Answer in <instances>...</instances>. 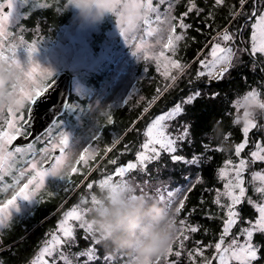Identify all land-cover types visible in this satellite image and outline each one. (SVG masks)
I'll list each match as a JSON object with an SVG mask.
<instances>
[{
    "label": "rangeland",
    "instance_id": "374dc122",
    "mask_svg": "<svg viewBox=\"0 0 264 264\" xmlns=\"http://www.w3.org/2000/svg\"><path fill=\"white\" fill-rule=\"evenodd\" d=\"M23 0H12V4L8 6L7 0H0V3L4 4L5 7L8 6L9 10H5L4 12H8L10 16V21L6 22L7 28L6 30L9 33V36L6 40L5 47H8L9 45H19V42L21 38L24 42L27 44L32 43L33 41L37 42L38 50L33 54L32 59H34L37 63L41 65L42 68H47L52 70L53 77L56 73L67 70L71 72L72 74V93L74 94V101L70 104L69 112L62 118H58L55 126L58 127V129L53 128L51 135L54 137H59L61 132L66 133L69 136L70 143L73 145L71 148V151L73 153L72 158L68 161V163L72 166H75L78 170L79 165L85 166L89 165L92 159L95 157V155L98 153L99 148L101 146V131H97L99 127L96 126L97 119L101 116V114H105L106 108H109V106H117V105H123L125 103H130V106L135 108L137 106H140L145 103V96L142 94V91H140L138 85H137V79L138 76L136 73L138 70H142L145 74L146 71L149 72H156L158 74H161L163 76V80L165 82L173 83L175 81L171 80V76H176L177 78L188 68V66L181 61V54L179 53L180 46H182L183 42L186 40V37L188 34H190V29L182 30L179 28V17L176 14V0H171L172 3V9L169 13L171 16L175 17L172 21L173 24L176 25V35L184 34V39L176 43V50L173 52L172 50H166L162 48V44L166 42V36H167V25H161V31L154 33L152 36H148L146 34V26L140 25L136 30L129 33V39L125 40V38L121 35L120 29L117 26V20L115 16L109 15L103 23L99 25L94 26H83L80 24V22L75 18L74 11L70 7L64 6L63 8L56 7L54 10L55 12L59 13V15H64L66 18L62 19L60 22V25L54 29V36L46 35L44 33L40 34V32H36L35 35L32 37L33 40L29 41L26 38H24V35L19 31L18 34L16 32H12V27L15 26L20 19V12L24 7V4L22 2ZM225 2V0H224ZM154 6L159 7V11L162 16V20L164 19V13L168 12V0H165L164 4H159V0H153ZM189 2L187 4L186 9L188 10ZM253 3L250 6V9L247 11L248 14V22L250 25V35L247 44L250 46V50L253 44V33L256 31V29L253 28V25L256 23V17L252 16L253 13ZM192 12H195L193 10ZM260 11L256 12V16H258ZM152 19L155 20V14H152ZM185 23H190V21L184 20ZM153 27H158L155 23L153 24ZM227 30L229 34L233 35L232 41H224L222 39V36L224 34V31ZM238 29L237 28H225L222 30H219L214 36L211 41V43L207 46L205 52L200 53V56L198 57V60L196 61V64L192 66L189 70H191L192 73V79L193 82H198V84L202 82H208L210 79L217 80L213 77L205 75L204 77L197 78V73L200 71H205V69L200 65V61H210L212 59L211 57V50L214 44L219 43L221 47H232L233 51L235 53L233 57V66L229 69L227 73H225V78L232 68H234L236 65H238L242 60V54L246 50V47L241 44L238 40ZM243 32H245L243 30ZM53 34V33H52ZM143 41L144 47H139L141 45V42ZM243 42L247 41V39L242 40ZM258 43V38H257ZM100 46V47H96ZM20 49H18V57L21 60V62L27 67L29 65V57L28 52L26 48L23 47V45H20ZM139 48V50H138ZM161 50L165 51V56L169 57L171 60H177L180 62L181 65L186 66L184 68L183 72H180L178 69L171 67L169 64L167 69L164 67V65L167 63V61L164 60V58H159V52ZM261 58L264 59V54L261 53ZM160 65V67H158ZM110 68V72H107V77L104 79V81L101 83V86L99 90H96L91 97L89 103L90 106L86 111H83V106L85 102V97L87 93H91L92 91L87 90L86 81L87 79L98 77L99 74H101L104 70L107 71V68ZM165 70L170 72V76H165L164 72ZM49 83L50 81H46ZM196 91H200V93L203 92L202 88L197 85L195 87H191V91L185 96V98L177 101L175 104L169 106L168 108L162 110L160 113H157L155 116L151 117L146 121L145 126L143 128V132L140 134V144L138 146V149L135 150L131 155L133 154V159L131 162L135 161L136 158V152L142 150L141 145L147 141V137L145 135L147 127L152 123L153 120H155L158 116L163 115L170 111L172 108H174L177 104H181V106L184 108V112L177 115L175 118L165 121V131L169 135H171L173 138L180 135L184 131V127L187 126V119H186V104L184 101L189 97L190 95H193ZM256 91L258 93V100L261 103H264V86H258L254 85L250 88H248L243 93H237L235 98L232 100V110L234 112L233 115V122L236 125H239L241 129H243L244 123L246 119H254L257 128L251 129L248 135V145L245 147L244 150L240 153V156H236L235 154V147H234V154L228 158H226L223 162V164L217 169L216 175L218 178V181L220 182V185L215 189L214 199L217 195V192L223 193L225 191V184L228 182L230 178L234 175L232 172V167L237 165L239 163L240 159H245L248 161V166L243 173V178L245 181V188H246V194L244 198V202L248 201V198H251V200L255 203H261L264 202V195L254 192V188H260L264 187V182L254 179L253 173L260 172L261 174H264V161H255L253 162V158L251 157V152L256 150V142H261L262 146H264V109L259 108L258 106L249 103H245L244 97L252 92ZM246 105H253L255 107V111H249L246 108ZM27 106L23 109L26 115ZM79 110V111H77ZM77 111V112H75ZM249 112L251 115L249 117L245 116V112ZM5 116H7V113H5ZM85 120L89 122V125H84ZM238 121V122H237ZM2 123V122H0ZM53 125V126H54ZM83 125V126H82ZM97 131V133H96ZM99 136V140H95V138ZM113 137H118V132H115L113 134ZM244 140V139H243ZM243 142V141H242ZM240 142V143H242ZM180 143V141L177 142V145ZM240 143L235 144L238 145ZM125 145H128L127 143ZM125 145L122 147L123 150L121 152H125ZM34 146V153H35V159L37 162L40 161L41 157L44 155L42 150L45 147H49L48 143V130L35 142ZM129 146V145H128ZM10 148V147H9ZM91 148L95 151H89L88 153L84 152V149ZM132 149V148H131ZM10 150V149H9ZM14 151V150H10ZM57 151V154L55 152ZM53 155L58 156L59 148H56ZM163 153V152H162ZM161 153V154H162ZM167 154V153H166ZM178 154V153H177ZM80 155L85 156V160L87 163L85 164L84 161H80L79 157ZM181 155V154H179ZM19 158L23 159L24 162H21L19 165ZM33 159V153H28L24 156L16 155L14 157L15 163L13 164L11 171L4 174V180L0 182V186L3 185H12L16 181L14 177L19 175L20 169H30V165L26 164L25 161H31ZM231 159L233 162V165L226 168V162ZM50 160V159H49ZM54 162V161H53ZM52 162V163H53ZM130 162V161H129ZM125 164L117 163L114 167L124 166ZM172 164L170 171H173L176 166L182 163L177 162H170ZM49 166L46 165V163L38 164V167L41 168H49ZM151 167V165H150ZM149 167V171L151 170ZM113 169L112 172H109L107 175H111L114 173ZM222 168H225L226 171H228L229 175L225 178H221L220 176V170ZM16 169V171H15ZM183 169L185 170L184 175H190L194 170V166H184ZM107 175H104L102 179H104ZM133 176L136 177L135 183H139L142 180H145V175L140 174L138 171H135L132 173ZM167 175V174H166ZM165 174H157L152 178L149 183L153 186H161V190L166 192L169 190H173L176 187H185L186 189H190L193 185V182L190 183H184L180 182V185H178L179 182L177 180L173 179L172 177H166ZM198 175L194 174V177H197ZM30 178L28 176L24 177L20 181V185L22 186L23 183L27 182V179ZM126 178H128V174H126ZM118 177L113 176V182L118 180ZM66 180L67 178L61 177L59 175H49L44 183V186L40 188V190L37 192V199L44 200L47 199H53L54 197L60 195L63 197V194L66 192ZM64 187V189L62 188ZM98 189L99 186L97 185ZM96 188V187H95ZM188 191H185L178 199H183V196L186 195ZM13 194V190L9 188L7 191L0 192V203L6 202L7 199L11 198V195ZM95 193L91 192V196ZM105 194V193H104ZM51 197V198H49ZM98 197V196H97ZM99 198V197H98ZM84 199H80L77 203L73 204L72 207H69L65 209L64 211L60 212V215L58 217L56 225L48 231L46 236L41 240L38 249H36L35 254L26 262H23V264H32V262L36 259L38 254L40 253L41 249L45 247L46 242L51 240L52 234H60L58 232L59 228V222L64 218V213L71 210L76 205H80L81 208L91 207L92 205H87L83 203ZM243 202V203H244ZM39 203L38 200H24L19 199L18 200V210H14V216L9 224V226L4 227L3 229H0V242L3 239V235L7 236L9 234V228H13L17 221L28 218V216H31L34 209L36 208V205ZM230 203V200L226 196H221V205H227ZM217 205V204H216ZM221 205H217V213L216 216L219 218V220L222 222V230L221 233L218 234V237L215 241H212L208 244H204L200 239H196L195 235L196 233H185L189 235V239L185 241V249L182 251V255L179 258L175 257H169V260L172 259H186L189 260L187 257V252L190 250L195 249L196 247H202L204 248V256L201 257L198 254H195V260L192 262H197L199 264H204L205 258H208L212 260V264H218V260L212 259L215 253L214 245L215 243L219 242V237L222 234L223 227H224V221L227 218V208L221 207ZM251 205V204H250ZM63 204L59 207L61 208ZM178 206L177 204H174L171 209L174 212V207ZM240 205L237 206V210L241 214V219L238 221V223L233 226L231 229V233L229 236L225 237V244L223 246H227L233 238H238V243L243 244L244 240L246 239V236L241 234V229L245 227H249L248 221L251 220L254 222L255 218L258 216V212L252 213L250 216L244 217L243 214L240 211ZM253 209V205H251ZM210 216H214V214L209 213ZM178 219L176 220V226L177 230L180 229V214H176ZM89 219V213L85 215V221L87 222ZM187 222L190 223L193 226H197V222H193L189 219H187ZM74 227V231L76 234V241L77 243L70 249V252L67 248H65V254L69 255V259L72 261V264H83V261L86 260V257H75L71 254L77 253L82 250H86L88 247H90L93 243L91 239V234H89V241L90 243L84 244V246H81L79 249L75 248L79 244H81V240H85V230L78 227L79 221H71ZM27 224L24 223V226ZM62 235V234H61ZM264 234L256 233L254 234L252 238L253 244H258L261 246V249L264 245ZM197 242H202L201 244H197ZM213 245V247H204L207 245ZM103 246L102 244H100ZM4 247V246H2ZM1 247V248H2ZM63 247V246H62ZM4 249V248H2ZM6 248V247H5ZM174 250L178 248V244L173 245ZM101 252V249L97 246V255L99 256ZM56 256L57 264L62 263L65 264V261L60 260L58 258V254H54ZM261 259L257 262H254V264H264V254L263 251L260 252ZM45 259L49 260V264H52V258L45 256ZM3 258L0 255V264H4ZM129 261L127 260L121 264H129ZM191 261V260H189ZM92 262H90L91 264ZM230 264H238L236 261H231Z\"/></svg>",
    "mask_w": 264,
    "mask_h": 264
},
{
    "label": "snow or ice",
    "instance_id": "6c2138e0",
    "mask_svg": "<svg viewBox=\"0 0 264 264\" xmlns=\"http://www.w3.org/2000/svg\"><path fill=\"white\" fill-rule=\"evenodd\" d=\"M133 4L137 6H142L144 9L143 16L139 20V25L146 26V34L152 36L154 33L160 32L162 29L161 25H167V36L166 42L162 44V48L166 50H172L175 52L176 43L184 39V34L176 35V25L172 23L175 17L171 16L169 13L172 9L171 0H168V12L164 13V19L162 20L161 13L158 6H154L153 0H132ZM247 0H240L241 7L243 8ZM165 0H159V4H164ZM224 3V0H215V5L219 6ZM8 6L12 4V0H7ZM5 5L0 3V60L6 61L8 63H14L19 67V77L15 83L12 85V96L14 100L11 104L7 106L5 110H0V182L4 180V174L11 171L13 164L15 163L14 157L16 155L24 156L28 153H33V159L31 161H25L26 164L30 165V169H20L19 175L14 177L15 183L12 185H3L0 186V192L7 191L9 188L13 190L11 198L7 199L6 202L0 203V229L9 226L13 216L14 210H18V200H38L37 192L41 187L44 186L46 178L51 175H59L65 177L70 181V177L73 173H76L78 170L75 166H72L68 161L72 158L71 148L73 145L70 143L69 136L61 132L59 137H54L51 135L52 129L57 126H52L48 129V143L49 147H45L42 152L44 155L41 157L40 161L37 162L35 159L34 146L29 143L26 147H15L14 151L9 150V146L13 144L18 137L24 138L31 135L29 131V126L35 120V110L39 107L40 103L46 99V93H49L51 89L55 88V80L53 77V72L50 69L42 68L39 63L32 59L33 54L38 50L37 42L33 41L30 44H27L21 38L19 45H9L5 47L6 40L9 36L8 31L6 30V22L10 21V16L8 12H4ZM67 7V5H66ZM253 13L252 16L256 17V23L253 25V28L256 31L253 33V44L251 47V54L254 56L257 52L264 54V0H253ZM193 10L196 11L197 15L200 14L202 9L197 8L194 0H189L188 10L184 12L179 17V28L182 30H187L192 28L191 24L185 23V17L189 15ZM260 11L261 14L256 16V12ZM152 14H155V20L152 19ZM243 13H234V15H242ZM118 24L120 25V33L125 38L129 39V31L124 25L136 23V18L131 15H124L117 13ZM156 24L158 27L154 28L153 24ZM199 30V29H197ZM242 32V30H241ZM258 38V43H257ZM194 39V38H193ZM224 41H232L233 35L229 34L227 30L224 31L222 36ZM20 45H23L28 52L29 65L26 67L18 57V49ZM139 47H144L143 41ZM139 50V48H138ZM235 53L232 47H221L219 43L213 45L211 50L210 61H200V65L205 69V71H200L197 73V78L204 77L205 75L213 77L217 80H220L224 77L225 73L233 66V57ZM159 58H164L167 63L164 67L167 69L170 64L171 67L178 69L180 72L184 71L186 66L180 64L177 60H171L169 57L165 56V51L161 50L159 52ZM160 67V65H158ZM164 75L170 76V72L165 70ZM176 76H171V80L175 81ZM46 81H51L47 83ZM159 92V90H158ZM201 95L200 91H196L193 95L187 97L184 101L185 104H191L193 100ZM218 95L213 93V96ZM245 103L251 102L258 106L261 109H264V103H261L258 100V93L252 91L244 97ZM154 102V101H153ZM27 106V115L23 109ZM147 111V108L145 109ZM184 112V108L181 104H177L167 113L158 116L152 123L147 127L146 137L148 138L145 143L141 145L140 151L136 152V158L134 162H128L124 166L116 167L114 173L107 175L104 179L98 181V186L101 191H110L113 188L123 184L125 186L131 185L138 191L147 190L154 195H157L162 202H165L169 207H173L174 204L178 203V206L174 207V216L173 223L176 224L177 216L176 214L181 213L185 208V201L187 196L184 195L183 199H178L185 191H190L191 189H186L185 187H176L173 190L162 191L161 186H153L149 183L152 180V172L149 171V167L153 162H159L162 160V152L168 153L170 155V162L182 163L184 166H196L202 162V155H196L195 153L191 158H187L184 155L177 154L178 151V141L188 140V143L191 144L192 141L189 136L188 127H184V131L173 138L171 135L166 133L165 121L175 118L180 113ZM7 113V116H5ZM251 114L245 112V116L249 117ZM109 123H112L111 119L108 120ZM238 122V121H237ZM257 128V124L254 119H246L243 126V135L244 140L242 143L235 146L236 156H240L242 150L248 145V135L251 129ZM215 132V128L212 129ZM208 134L201 133V139L203 140L207 137ZM231 136V133L224 135V140L227 141ZM100 137L97 136L95 140H99ZM119 143V140L113 142L112 147H115V144ZM211 137H208V143H203L202 147L205 152L210 151ZM182 147V145H181ZM56 148H59V155H53ZM126 151H131V148L128 145H125ZM216 151H224L222 146H218ZM89 151H95L91 148L84 149L85 153ZM107 152L112 151V148L109 147L106 149ZM251 157L253 162L255 161H264V146L261 142H256V150L251 152ZM51 159L54 161L51 163V166L47 169L38 167V164L47 163ZM80 161L85 160L84 155H80ZM110 164L116 165L117 160L112 159L109 161ZM233 165L231 159L226 162V168ZM248 166V161L245 159H240L239 163L232 167V172L234 175L228 180L225 184V191L223 193L217 192L214 203L221 205V196H226L229 198L230 203L227 205H221V207L227 208V218L224 221V227L222 234L219 237V242L215 243L214 249L216 255L212 259L218 260V264H230L231 261H236L238 264H254L261 259L260 252L262 251L261 246L258 244L252 243V238L254 234L260 233L264 234V202L255 203L248 198V203L253 205L255 210L258 212V216L255 218L254 222L251 220L248 221L249 227L241 229V234L246 236L243 244L238 243V238H233L227 246L225 244V237L229 236L231 229L235 226L238 221L241 219V214L237 210V206L241 205L244 202L246 188L244 186L245 181L243 178V173L245 172ZM166 165L160 164L154 168V171L159 173ZM138 171L140 174L147 176V179L135 183L136 177L132 173ZM128 174V178H126ZM229 175L228 171L225 168L220 170L221 178H225ZM30 177L27 179L26 183L20 185L21 179L24 177ZM113 176L118 177L119 179L113 182ZM253 178L258 179L264 182V174L260 172L253 173ZM186 180L189 177H185ZM200 183L199 179L196 181ZM94 184L88 183L87 188L93 189ZM254 192L264 195V187L254 188ZM88 203L87 200L84 201ZM91 205L98 203L97 195H92L90 198ZM90 207L81 208L80 205H76L71 210L64 213V218L59 222L58 232L60 234H52L51 240L46 242L45 247H43L32 262V264H49V260L45 259V256L52 258V264H57L56 256L60 260L65 261V264H72V261L69 259V255L65 254V248L70 252V249L77 243L76 234L74 231L73 224L71 221H79L78 227L85 230V240H89V234H91V239L93 241L92 245L86 250L79 251L77 253L71 254L75 257H86V260L83 261V264H90L93 261H99L100 256L97 255V246L101 242L96 238V234L92 228L91 223L85 221V215L89 213ZM196 209L193 208L188 213V216H191L195 213ZM180 229L177 230L176 235L172 242L168 245L167 250L159 256H156L154 259H149L146 261V264H180L179 259L169 260V257L179 258L182 255V251L185 249V241L189 239V235L185 233H196L200 230V226H193L187 222V217L179 221ZM62 234V235H61ZM202 242H197L201 244ZM178 244V248L174 250L173 245ZM63 246V247H62ZM206 247H213L209 244ZM195 254L199 256H204V248L196 247L193 250L187 252V257L189 260H195ZM104 261H112L113 255L106 254L103 257ZM115 264H119V261H116ZM129 264H136L134 258L129 261ZM204 264H212V260L205 258Z\"/></svg>",
    "mask_w": 264,
    "mask_h": 264
},
{
    "label": "trees",
    "instance_id": "16d2710c",
    "mask_svg": "<svg viewBox=\"0 0 264 264\" xmlns=\"http://www.w3.org/2000/svg\"><path fill=\"white\" fill-rule=\"evenodd\" d=\"M22 2L24 7L20 12L19 22L11 29L12 32L22 33L24 38L29 41L33 40L32 37L36 32H40L39 35L44 33L54 36V29L60 25L62 19L66 18L64 15H59L54 9L66 6L67 0H23ZM188 2L189 0H176L175 10L178 16L187 11ZM194 2L197 8L202 9V11L199 15L190 12L185 17L187 21H190L189 24L192 25V28H190V34L187 35L179 49L180 59L188 68L173 83L165 82L163 76L156 72L146 71L144 74L142 70H138L136 73L138 76L137 85L145 96V103L135 108L131 107L130 103L106 108L105 114H101L96 123V126L99 127L97 131H101L102 139L98 153L89 165H79L78 171L70 177L71 182L66 180L67 190L63 197L58 195L48 201L47 199L40 200L31 216L17 221L13 228H9V234L3 235L0 248L4 246L2 247L4 249L1 248L0 255L4 264H23V262L28 261L35 254L41 240L56 225L61 211L72 207L80 199L87 200L88 203L84 201L83 203L91 205V192L98 197L104 195L105 191L98 189L97 185L104 175L112 172L115 168V165L110 164L109 161L116 159L119 164L131 161L133 159L131 153L138 149L140 134L143 132L146 121L185 98L191 91V87L197 85L202 88L203 92L191 104H186L185 110L192 143L189 144L187 139L180 141L177 153L187 158H191L194 153L202 155V162L194 166L195 170L190 175H184L183 164H179L173 171H170L172 166L170 155L163 152L161 154L162 160L153 162L150 172H152L153 177L161 173L167 174L165 178L172 177L179 182L178 185L180 182L184 184L194 181L191 190L186 193L187 200L185 201V208L179 213L180 220L187 217V219L197 222L200 230L196 232L195 238L200 239L204 244L217 239L222 230V222L216 216L218 209L214 203L215 189L220 185L216 172L224 160L234 154L235 144L244 139L241 127L233 122L234 112L231 102L237 93H243L254 85L264 86V59L261 58L259 52L253 56L250 46L247 44L250 35L247 11L250 9L253 0H247L243 8L240 0H225L219 6L215 5V0H194ZM241 12L242 15H234V13ZM230 27L238 29V41L247 50L243 52L241 62L232 68L225 78L210 79L208 82L200 84L197 81L193 82L192 73L189 69L196 64L200 53L205 52L213 36L219 30ZM245 39L247 41L243 42L242 40ZM107 72H110L109 67L106 72L104 70L98 77L87 79L86 89L92 92L86 94L83 111L89 108V101L94 92L99 90L101 83L108 78ZM213 93L218 95L213 96ZM73 101L74 94L71 93L68 109ZM146 108L147 111H145ZM68 109L60 119L69 112ZM109 118L112 123L108 122ZM84 125H89V122L85 120ZM213 128H215V132L212 131ZM115 132H118L116 138L113 137ZM205 132L208 136L202 140L201 133ZM227 133H231V136L225 141L224 135ZM208 137H211V150L205 152L202 144L208 143ZM117 139L119 143L112 147L113 142ZM35 142L32 144L34 145ZM126 143L132 148L131 151L121 152ZM218 146H222L224 151H216ZM109 147L112 148V151L107 152L106 149ZM18 160L19 165L24 162L21 158ZM160 164H164L166 167L157 173L154 168ZM194 174L198 176L194 177ZM185 177H189V179L186 180ZM198 179L202 182L197 183ZM88 183L94 184L93 189L87 188ZM62 188L64 189L63 186ZM62 204L63 206L59 208ZM239 207L244 217L256 213V210L248 202L242 203ZM193 208L196 209L195 213L188 216ZM209 213L214 214V216H210ZM24 223L27 225L24 226ZM89 243L87 240H81V244L75 248L79 249L84 244L88 246ZM98 247L101 249L100 260L93 261L91 264H115L116 261L121 264L127 260H132L131 257L123 253H117L113 255L112 261L106 262L103 257L109 253L103 246L99 245ZM262 251L264 254V245ZM179 260L180 264H199L186 259Z\"/></svg>",
    "mask_w": 264,
    "mask_h": 264
},
{
    "label": "clouds",
    "instance_id": "9594fccd",
    "mask_svg": "<svg viewBox=\"0 0 264 264\" xmlns=\"http://www.w3.org/2000/svg\"><path fill=\"white\" fill-rule=\"evenodd\" d=\"M67 7L83 26H94L117 13L131 14L136 23L126 24L129 31L136 30L143 16L142 6L132 0H67ZM19 67L0 60V110H5L14 100L12 85L19 77ZM253 105H246L255 111ZM174 212L157 195L133 186L120 184L98 198L89 209V219L96 238L110 255L123 253L134 258L136 264H146L149 259L162 255L174 239L177 226L173 223Z\"/></svg>",
    "mask_w": 264,
    "mask_h": 264
},
{
    "label": "water",
    "instance_id": "95a60500",
    "mask_svg": "<svg viewBox=\"0 0 264 264\" xmlns=\"http://www.w3.org/2000/svg\"><path fill=\"white\" fill-rule=\"evenodd\" d=\"M5 10H9L6 6ZM72 74L67 70H62L54 76L55 88L46 93L39 107L35 110V120L29 126L30 136L18 137L10 148L15 146H24L33 143L41 137L50 127H52L58 118H60L67 110L72 93ZM51 82V81H50ZM49 82V83H50ZM57 154V151L55 152ZM53 161L50 159L46 165L49 166Z\"/></svg>",
    "mask_w": 264,
    "mask_h": 264
},
{
    "label": "flooded vegetation",
    "instance_id": "af4514ba",
    "mask_svg": "<svg viewBox=\"0 0 264 264\" xmlns=\"http://www.w3.org/2000/svg\"><path fill=\"white\" fill-rule=\"evenodd\" d=\"M26 115H27V110H26ZM39 138H40V137H39ZM39 138H38V139H39ZM38 139H37V140H38ZM26 146H27V145H24V146H15V147H26ZM15 147H14V148H15ZM14 148H9V149H10V150H14ZM6 175H7V173H6Z\"/></svg>",
    "mask_w": 264,
    "mask_h": 264
}]
</instances>
